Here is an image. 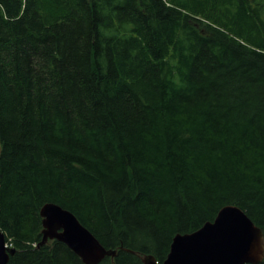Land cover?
<instances>
[{"label": "trees", "instance_id": "16d2710c", "mask_svg": "<svg viewBox=\"0 0 264 264\" xmlns=\"http://www.w3.org/2000/svg\"><path fill=\"white\" fill-rule=\"evenodd\" d=\"M47 203L99 264H162L227 205L264 234V0H0L8 264H83L38 246Z\"/></svg>", "mask_w": 264, "mask_h": 264}, {"label": "water", "instance_id": "95a60500", "mask_svg": "<svg viewBox=\"0 0 264 264\" xmlns=\"http://www.w3.org/2000/svg\"><path fill=\"white\" fill-rule=\"evenodd\" d=\"M41 240L38 246L56 240L64 244L83 264H99L115 257L116 250L105 249L94 235L68 210L47 203L40 209ZM15 249L0 232V264H8ZM264 261V234L239 207H223L212 222L192 233L177 234L162 264H261ZM143 264H160L144 256Z\"/></svg>", "mask_w": 264, "mask_h": 264}]
</instances>
